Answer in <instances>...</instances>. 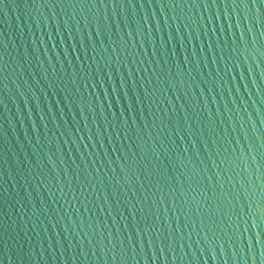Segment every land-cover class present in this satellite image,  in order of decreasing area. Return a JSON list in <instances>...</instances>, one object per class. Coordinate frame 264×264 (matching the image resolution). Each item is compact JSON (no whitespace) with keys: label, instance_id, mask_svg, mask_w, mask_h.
I'll use <instances>...</instances> for the list:
<instances>
[{"label":"water","instance_id":"95a60500","mask_svg":"<svg viewBox=\"0 0 264 264\" xmlns=\"http://www.w3.org/2000/svg\"><path fill=\"white\" fill-rule=\"evenodd\" d=\"M0 264H264V0H0Z\"/></svg>","mask_w":264,"mask_h":264}]
</instances>
